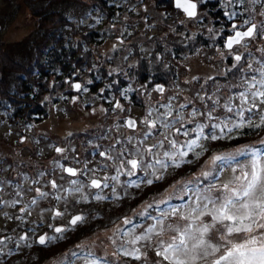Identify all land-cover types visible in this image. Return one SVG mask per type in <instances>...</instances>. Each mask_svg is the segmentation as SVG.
I'll list each match as a JSON object with an SVG mask.
<instances>
[{
    "label": "rangeland",
    "instance_id": "374dc122",
    "mask_svg": "<svg viewBox=\"0 0 264 264\" xmlns=\"http://www.w3.org/2000/svg\"><path fill=\"white\" fill-rule=\"evenodd\" d=\"M248 2L252 11L248 13L245 22H249L247 27L252 24L257 26L256 35L244 38L231 49L226 45L214 48L208 42L202 47L197 46L192 54L182 50L180 59L173 58L177 68L168 73L165 81L156 82L148 76L143 81L152 80L150 86L146 82L140 83V78L139 84L135 86L131 84L135 82L134 77L127 78L125 101L119 98L110 99L108 96L103 98L98 92H89L87 84L84 85L86 80H82L83 86L79 90L74 89L71 81L69 99L62 96L55 104L51 100L48 105L49 116L40 123L0 119V241H3L0 244V259L8 253L12 256L13 247L24 249L33 241L34 232L28 235L24 226L18 229L19 223L25 221L32 223V229L40 232V236H36L37 241L41 236L56 238L49 239L47 244L50 245L45 249L46 259L41 264H91L92 261L98 264H167L162 257L157 256V249L161 241L169 242L176 235L173 229L183 228L189 223L183 219V215L190 206H195L197 189L203 191L211 183L223 185L240 174L239 167L236 172L229 167L205 178L202 173L211 170V158L234 153L245 146L264 147V131L253 136L248 143L232 145L234 138L231 136L240 129L234 128L231 133L225 129V138L220 140L207 141L201 137L200 143L204 150L196 148V152H201L199 158L195 152H189L185 160L191 163H184L187 165L182 164L177 168L164 156L166 151H174L168 143L169 140H176L178 146L184 145L186 141L197 137L192 129L199 125H206L205 135H210L213 131L222 135L212 125L223 126L227 123L231 127L234 123H240V117L236 113L241 107H250V103L244 105L239 94L233 92L236 84L232 81L234 73L239 69L250 74L245 73L246 79L250 80L252 76L260 79L259 72L253 69L264 66V0ZM134 3V6L126 3V7L131 10L125 7L120 15L114 16V21L118 22L112 27L108 25L106 14L88 12V8L80 2L69 1L67 5L62 3L59 8L81 28L84 25L89 28L96 25L97 21L101 22L100 28L104 27L108 35L105 34L106 40L103 44L90 45L94 58L99 60L102 56L117 52L115 58H119V64L116 67L122 64L121 69L127 71L128 65L135 66L138 70L143 58L148 59L147 67H151L153 62H150V57L155 50L151 39L160 33L167 34L160 25L161 11L154 12L150 9L153 2L135 0ZM41 6L42 1L38 0H0V77L3 75V67L12 66L8 58L24 61L34 53L31 45L46 40L47 34L43 33L38 22L40 17L35 12ZM129 11L133 13L132 16ZM173 11L174 13H170L174 16L173 19L185 20V26L191 32V35L183 34L175 40L182 39L184 44L187 41L192 42L195 34L204 29L201 25L198 26V17L193 16L194 19L187 21L182 10L176 8ZM246 11L249 12V9ZM202 13L204 10H201L199 17ZM148 18L150 23L145 22ZM136 24L138 26L133 28ZM238 25L239 23L233 24L230 28L236 29ZM218 32L215 30L211 37L217 38ZM119 33L124 34V37L126 35L125 42L120 39ZM133 40L141 49L137 56L131 51ZM188 47L189 44L186 43L185 49L190 50ZM237 55L242 57L239 62L235 61ZM249 64L251 69L248 68ZM241 87V91L247 90V85ZM56 94L61 92L55 90ZM256 103L258 107L253 112L245 111L244 124H247L248 118L259 121L260 115L264 114V105L259 104V98ZM229 107L233 109L232 112H228ZM169 109L171 116L164 115ZM150 111L151 116L148 115ZM193 112L196 113L195 116L192 115ZM181 115L182 120L179 119ZM129 117L136 120L135 128L126 124ZM146 119L155 120L157 127L153 129L150 124L145 123ZM165 123L169 125L168 128L163 127ZM176 128L181 131L177 133ZM186 130L190 133L188 136L183 134ZM96 134L98 136L94 140ZM90 140L93 141L89 142ZM161 141L163 146L159 144ZM153 145L157 146L152 147ZM150 147L151 153L146 151ZM56 148L63 151L57 152ZM133 158L141 160L142 164L140 169L135 170L134 175L129 176L127 171L131 169V165L127 164V160ZM157 159L166 161L168 166L161 168L155 163ZM250 159L251 157L243 156L238 160L246 164ZM149 164L154 165L155 171L148 167ZM66 166L74 167L77 174L71 175L64 171ZM118 168H121L119 180H112L111 177L118 174ZM160 174L164 175V179L155 180V176ZM105 177H108L106 181ZM93 179L101 182L100 188L91 187ZM148 179H153L154 183L147 184ZM53 181L57 185L55 188L52 186ZM72 181H76V184ZM77 188L81 190L76 191ZM37 189L47 195L41 196ZM211 194L214 197L221 195L215 190ZM96 196L103 197L99 204L106 219L90 225V231L87 227L81 231L79 227L76 232L81 239L70 246L77 234L73 233L72 229L77 228L74 226L89 221L91 216L86 213L97 209L88 203L96 199ZM33 200L36 203L33 204ZM14 201L18 203H13ZM173 209L178 211L172 214ZM57 212L61 215H56ZM78 214L84 218L83 221L76 225L71 224L73 217ZM126 220L131 222L125 223ZM203 222L211 223V217H204ZM220 227L217 225V228ZM57 228L65 231L56 232ZM95 228L97 229L92 233ZM149 228H155L150 234L151 240L130 243L135 236L149 235ZM161 229L163 233L157 235ZM59 235L68 236V241L57 242ZM249 235L264 236V229L254 227L251 234L233 233L228 239L234 243H242ZM217 236L213 230L208 238L216 243ZM22 237L25 239H21ZM75 247L73 260L69 252ZM135 248H139L142 255L139 261L133 256L124 255L125 249L132 251ZM214 258L203 259L200 264H211Z\"/></svg>",
    "mask_w": 264,
    "mask_h": 264
},
{
    "label": "trees",
    "instance_id": "16d2710c",
    "mask_svg": "<svg viewBox=\"0 0 264 264\" xmlns=\"http://www.w3.org/2000/svg\"><path fill=\"white\" fill-rule=\"evenodd\" d=\"M40 1H42V6L40 9L37 8L35 12L37 16L40 17L38 22H40V27L43 28V33L47 34L45 36L46 40H43L42 43H37V45H31L30 48L34 53H32L31 56L29 55L24 61L11 60V58H8L10 65L14 66V68H11L12 66L4 68V63L1 64V67H3V75L0 77V119L3 120L8 119V121L13 122L19 120L22 122L30 121L40 123L49 116L48 105L51 100L52 103L55 104L62 96L64 99H69V92L72 91L69 89V85L71 81L75 79L81 82H83L82 80H86V82L84 81V85L87 84L88 91L91 93L95 91L101 94L103 98L108 96L110 99L115 98V100H117V98H119V100L122 99V101H125L124 92L128 91L127 78L133 79L134 77L135 82L131 84H135V86L139 84V78L141 80L140 83L145 84L146 82L150 86L152 80L143 81V79L148 76L155 79L156 82L161 83L165 81V77L169 75L168 73L177 68L173 58L179 57L178 59H180L182 50H184L185 53L192 54L198 47H202L208 44V42H211L214 48L219 47V45L225 47L226 38L230 36V34L232 35L236 32V29L230 28V26L239 23L238 27H247L249 22L245 23V20H247L248 13L252 11V8L249 7L248 0H196L198 1L200 12L204 10V13L199 17L200 12H198L195 18L198 17V26L201 25L204 29L195 34V38L192 42H186L189 44L188 48L190 49L186 50V43L184 44L182 39L179 41L175 40V38L179 39L183 34L189 36L191 32L185 26V20H181L180 18L173 19L174 16L170 14L171 12L174 13V9L176 10L173 5L174 0H141L144 3L153 2L150 9L154 10V12L161 11L160 13L162 16L159 17L161 21L160 25H162L164 31L166 30L167 34L160 33L153 37V39L149 38L155 45V50L150 57V62H153L151 67H147L146 62L148 59L143 58V64L141 63L138 70L135 69V66L128 65L129 70L127 71L129 72H127L121 69L122 64L116 67V64H119L117 63L119 58H115L117 52L106 57L102 56L99 60L94 58V51L93 48H90V45L103 44L106 40L105 34L108 35V31H106V33V29H103L104 27L100 28V22L97 21L96 25H91L89 28H86V25L82 28L76 26L77 24L73 23L69 16L61 11L59 4L63 3L67 5L66 3L69 1L80 2L82 5L84 4L83 6L88 8V12L98 11V13L106 14L109 19L107 20L108 25L112 27L118 22L117 20L114 21V16H117V14L120 15L121 11H124L126 3H129L130 6H134L135 0H38V2ZM246 9H249V12H247ZM128 10L131 9L128 8ZM130 13V16H132L133 13ZM186 19L187 21H191V19L194 18L186 17ZM145 22L149 23V18ZM137 26L136 24L132 27L136 28ZM205 26H208V30ZM111 27H109V29ZM215 30L219 32L217 38L213 39L211 35ZM118 35L120 39L125 42L127 39L126 35L125 37L124 34L122 35L119 33ZM74 36L77 37L75 38ZM131 43L133 46H130L131 51L134 53V56H137V52H140L141 49L137 46L138 43H136V41L133 40ZM112 67L116 68L113 69ZM245 73L250 75L248 72L244 71V77L246 76ZM240 77L241 69H239L237 73H234L232 81L237 85L240 83ZM223 78L227 77L223 76ZM3 83L6 84L3 85ZM210 83L215 84L212 82ZM241 89L242 87L234 86L233 92L239 94ZM55 90L61 92V94L55 95ZM233 96L234 95H232V97ZM43 99L44 101H42ZM253 123L258 124L259 121L253 120ZM246 125L247 124H245V127L238 129V132L231 136V138H234L232 145L248 143L249 139H252L253 136L263 133L264 131V127L255 128L247 127ZM97 136L98 134L94 136L96 137L94 140L97 139ZM91 141L93 140L89 142ZM88 143H86V145ZM257 148L264 151V147ZM242 157L243 156L238 159H242ZM101 201L100 199H93L88 202L97 209L92 212L88 211L86 214L91 216L89 217V221L74 226L77 228L72 229L73 233L78 231L79 227H81V231H83L86 227L89 228L90 225L98 224L106 219L105 212H103L99 204ZM23 226L27 229L28 235L34 232L33 241L29 243V245H26L24 249H15L16 247H13L12 256L9 255L10 253L3 255L0 259V264L44 263V259H46L45 255L47 254L45 249L50 244L41 245L36 240V236H40V232L35 228L32 229V223L22 221L19 223L18 229H21ZM96 229L97 228L93 229L92 233L95 232ZM90 230L91 228H89V231ZM78 234L79 233L74 236V240L70 246L79 242L81 237L78 238ZM85 234L86 233H83L84 236H86ZM57 238V242L60 241L59 243L68 241V236L62 235L60 237L59 235ZM75 251L76 247L71 248L69 252L72 259L75 257Z\"/></svg>",
    "mask_w": 264,
    "mask_h": 264
},
{
    "label": "snow or ice",
    "instance_id": "6c2138e0",
    "mask_svg": "<svg viewBox=\"0 0 264 264\" xmlns=\"http://www.w3.org/2000/svg\"><path fill=\"white\" fill-rule=\"evenodd\" d=\"M176 7L182 8L190 17L195 15L196 4L191 3V0H176ZM245 23H248L247 21ZM257 34V26L252 24L247 31H236L234 36L228 38L226 47L232 48L234 44H240L244 38L253 37ZM242 57L235 56V61L239 62ZM249 69L252 66L249 64ZM253 71H258L260 74V79L256 76H252L246 79L243 76L244 70L241 69L240 83L235 85L236 87H241L247 85L246 91H241L239 93V98L244 105L250 103V107H241V109L236 113L240 117V123H234L231 127L227 123L212 125L213 128H218L222 135H217L215 131L211 132L210 135H205L204 128L206 125H199L197 128L192 129L193 132L197 133L195 139H191L185 142L184 145H177L176 140H169L171 148L174 151H166L164 156L167 160H170L172 164L179 168L184 163H191V161H186L185 157L188 156L189 152H195L197 158L201 155V152H196V148L204 150V146L200 143V138L220 140L225 138L224 132L227 129L228 133H231L233 129H238L245 127L243 121L245 120V111L251 113L254 109L258 107L256 101L259 98V104L264 105V66L260 69H253ZM74 87L79 90L81 88L80 84H75ZM254 89V91H253ZM163 91L162 88L159 89ZM250 93V96H249ZM117 107H120L117 104ZM231 107L228 108V112H232ZM149 116L152 115L150 111ZM164 115L171 116V109ZM193 116L196 115L195 112L192 113ZM211 117V112L208 113ZM179 119H183L181 115ZM145 123L150 124L153 129L157 127L155 120H145ZM129 127L135 126V121H128ZM247 127L260 128L264 127V114L260 115L259 123H253L251 118L247 120ZM164 128H168L169 125L165 123ZM175 131L179 133L180 128H176ZM188 136L190 133L186 130L183 133ZM167 139V137H166ZM160 146H163V141L159 142ZM153 145L152 147H156ZM57 152H62L63 149L56 148ZM147 152L151 153L152 148H148ZM100 155H105V153H100ZM241 156H250L251 159L248 163H242L237 158ZM156 164H159L161 168H166L168 165L166 161L157 159ZM211 170L203 172L202 175L205 178L214 176L218 171H222L224 168H232L233 172H236L237 167H239V175H235L232 181L225 183L223 185H217L216 183H211L208 185L207 189L201 191L197 189L196 192V203L195 206H190L187 209L186 214L183 215V219L189 221L183 228H175L176 235H173L169 242H160V247L157 249V256L162 257L163 261L167 264H200V261L208 257H215L212 259L211 264H264V236L249 235L242 243H234L232 240L228 239L233 233H248L253 232L254 227L259 229H264V151L259 148H254L252 146H245L237 150L234 153H226L222 155H215L211 158ZM127 164L131 165V169L127 171V175L131 176L135 174V170L141 168L142 161L136 158L128 159ZM61 167H63L61 165ZM123 167V161L121 162V168ZM149 168L155 167L153 164L148 165ZM121 168L117 169V175L111 177L112 180H119V175L121 174ZM64 171L71 175H76V170L73 168H64ZM105 181L108 177L104 178ZM164 175H156L155 180H163ZM147 184L151 185L154 183L153 179H148ZM75 185L76 181H72ZM52 186L57 187L55 181L52 182ZM107 187V184H104ZM139 186V185H137ZM91 187L100 188L101 182L99 180L93 179L91 181ZM77 188L76 191H80ZM219 191L220 196H212L213 191ZM41 196H46L47 193L40 192L39 189L36 190ZM96 199H103L101 196H96ZM13 203H18L14 201ZM32 203H36L35 200ZM178 210L173 209L172 214H175ZM56 215H61L57 212ZM163 215V213H162ZM204 217H211V223H204ZM82 216H75L71 220V224L76 225L78 222L83 221ZM131 221L126 220L125 223H130ZM162 223V221L160 222ZM220 225V228H217ZM213 230L218 234L216 243H213L210 238ZM56 232H63L65 229L57 228ZM155 231V228H149V235L135 236L134 239L130 241L131 244H136L138 241H149L151 240V233ZM163 229L157 235H161ZM227 233V235H225ZM21 239H25L22 237ZM49 239L41 236L39 238V243L45 245L49 242ZM3 241H0L2 244ZM219 254V255H217ZM124 255L133 256L135 259H142L140 254V249L135 248L132 251L127 249L124 250ZM91 264H98L96 261H92Z\"/></svg>",
    "mask_w": 264,
    "mask_h": 264
},
{
    "label": "water",
    "instance_id": "95a60500",
    "mask_svg": "<svg viewBox=\"0 0 264 264\" xmlns=\"http://www.w3.org/2000/svg\"><path fill=\"white\" fill-rule=\"evenodd\" d=\"M191 3H194V4H196V9H195V15L194 16H196L197 15V13H198V2L196 1V0H191ZM174 5H175V7H176V0H174ZM179 9H181L184 13H185V15L188 17V18H191V17H193V16H189L182 8H179ZM251 25H249L248 27H247V29H245V30H242V29H236V31H241V32H243V31H247L248 30V28L250 27ZM235 35V33L234 34H232V35H230V36H228L227 38H226V43H227V40H228V38L229 37H231V36H234ZM247 38V37H246ZM226 45V44H225ZM234 45H236V44H234ZM233 45V46H234ZM232 46V47H233ZM228 48V47H227ZM229 49V48H228ZM159 88H161V87H159ZM129 120H131V121H135V126L134 127H132V128H135L136 126H137V124H136V120L133 118V117H129V119H127V121H126V124L128 125V121ZM129 127V126H128ZM68 167H70V166H66L65 168H68ZM71 168V167H70ZM73 169H75L74 167H73ZM76 170V169H75ZM77 172V171H76ZM79 215V214H78ZM78 215H75V216H78ZM74 216V217H75ZM80 216V215H79Z\"/></svg>",
    "mask_w": 264,
    "mask_h": 264
},
{
    "label": "flooded vegetation",
    "instance_id": "af4514ba",
    "mask_svg": "<svg viewBox=\"0 0 264 264\" xmlns=\"http://www.w3.org/2000/svg\"><path fill=\"white\" fill-rule=\"evenodd\" d=\"M176 8H177V7H176ZM177 9H179V8H177ZM179 10H181V9H179ZM180 16H182V12H181ZM138 19H140V18H138ZM149 23H150V22H149ZM100 25H102L101 22H100ZM237 28H243V27H237ZM237 28H236V29H237ZM243 29H246V27L243 28ZM135 30H136V29H135ZM75 84H80L81 87L83 86V83H82L81 81H79V80H76V79L73 80V88H75V87H74ZM69 97H70V96H69ZM69 97H68V98H69ZM95 180H96V179H95ZM97 180H98V179H97Z\"/></svg>",
    "mask_w": 264,
    "mask_h": 264
}]
</instances>
